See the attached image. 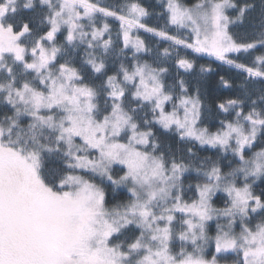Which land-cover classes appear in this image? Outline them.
Returning <instances> with one entry per match:
<instances>
[{"label":"snow or ice","instance_id":"obj_1","mask_svg":"<svg viewBox=\"0 0 264 264\" xmlns=\"http://www.w3.org/2000/svg\"><path fill=\"white\" fill-rule=\"evenodd\" d=\"M0 264H264V0H0Z\"/></svg>","mask_w":264,"mask_h":264}]
</instances>
